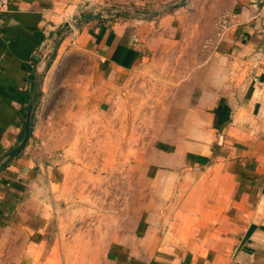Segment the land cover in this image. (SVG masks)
<instances>
[{
	"label": "crops",
	"instance_id": "crops-1",
	"mask_svg": "<svg viewBox=\"0 0 264 264\" xmlns=\"http://www.w3.org/2000/svg\"><path fill=\"white\" fill-rule=\"evenodd\" d=\"M0 19V156L42 71L0 167V264H264V0H9Z\"/></svg>",
	"mask_w": 264,
	"mask_h": 264
},
{
	"label": "rangeland",
	"instance_id": "rangeland-1",
	"mask_svg": "<svg viewBox=\"0 0 264 264\" xmlns=\"http://www.w3.org/2000/svg\"><path fill=\"white\" fill-rule=\"evenodd\" d=\"M126 131L127 130H125V129L121 130V138H120V140L122 142H125L124 141V136L126 134ZM121 147L122 148H121L120 151L122 153H125V154H129V153H132L134 151V146H131V145H128V144H125V145L121 144ZM139 147L140 146L138 145L137 148H139ZM103 148L107 151L108 148H113V147L109 146V145H104V146L101 147V149L104 150ZM87 163L89 164V166H93V167H91L92 169H97V163H98L97 161H89ZM107 163L108 162H104V166H105V169H106L105 172H107V170H108V172H109V170H111V168L108 169L109 166L107 165ZM111 163L112 162H109V164H111ZM121 163L123 164L124 162L121 161ZM95 165H96V168H95ZM91 168L88 167V169L90 171L92 170ZM101 181H102V179L100 177H99V181L97 180L96 177H93V178L90 177L89 178V183H88V185H89L88 188L90 189L89 190V195L93 199L94 202H92V204H94V205L97 202V200H98L99 204H101L102 202H104V200H105L104 203H106L112 197V190H113L114 183H113V180L111 178H109V177L105 178V192H103L100 189V186H99V188H98L99 193L98 194L96 193V189H97L96 188V183H99V185H101ZM116 184L118 185V183H116ZM97 196H98V198H97Z\"/></svg>",
	"mask_w": 264,
	"mask_h": 264
},
{
	"label": "water",
	"instance_id": "water-1",
	"mask_svg": "<svg viewBox=\"0 0 264 264\" xmlns=\"http://www.w3.org/2000/svg\"><path fill=\"white\" fill-rule=\"evenodd\" d=\"M41 76H42V71L40 68H38L34 74V82L32 86L29 104L27 107L21 138L12 149H10L9 151L5 152L2 156H0V167L24 147L30 136V124H31L33 110L38 97L39 87L41 83Z\"/></svg>",
	"mask_w": 264,
	"mask_h": 264
},
{
	"label": "built area",
	"instance_id": "built-area-1",
	"mask_svg": "<svg viewBox=\"0 0 264 264\" xmlns=\"http://www.w3.org/2000/svg\"><path fill=\"white\" fill-rule=\"evenodd\" d=\"M8 4H9V0H0V18L2 12L6 10V8L8 7ZM94 11H99V10L97 8ZM65 23L71 34H73L74 36V34L77 33L78 31V26H79L78 19L75 17L73 18L68 17L66 18ZM0 24H1V19H0ZM216 26H217L218 34H222L225 30H227L230 26V14L228 12L222 13L217 19Z\"/></svg>",
	"mask_w": 264,
	"mask_h": 264
},
{
	"label": "trees",
	"instance_id": "trees-1",
	"mask_svg": "<svg viewBox=\"0 0 264 264\" xmlns=\"http://www.w3.org/2000/svg\"><path fill=\"white\" fill-rule=\"evenodd\" d=\"M63 29L67 30V29H68L67 25H65ZM63 29H62V30H63ZM68 30H69V29H68Z\"/></svg>",
	"mask_w": 264,
	"mask_h": 264
}]
</instances>
